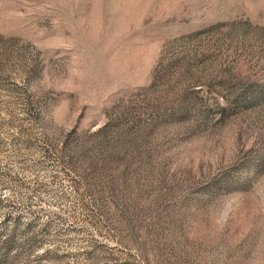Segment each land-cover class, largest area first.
Returning a JSON list of instances; mask_svg holds the SVG:
<instances>
[{"label":"rangeland","instance_id":"1","mask_svg":"<svg viewBox=\"0 0 264 264\" xmlns=\"http://www.w3.org/2000/svg\"><path fill=\"white\" fill-rule=\"evenodd\" d=\"M0 264H264V0H0Z\"/></svg>","mask_w":264,"mask_h":264}]
</instances>
